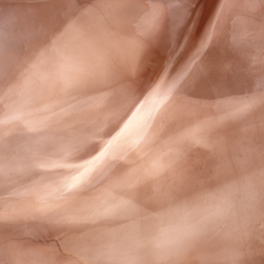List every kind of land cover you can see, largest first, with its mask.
Here are the masks:
<instances>
[{
    "label": "bare ground",
    "instance_id": "6f19581e",
    "mask_svg": "<svg viewBox=\"0 0 264 264\" xmlns=\"http://www.w3.org/2000/svg\"><path fill=\"white\" fill-rule=\"evenodd\" d=\"M0 264H264V0H0Z\"/></svg>",
    "mask_w": 264,
    "mask_h": 264
}]
</instances>
